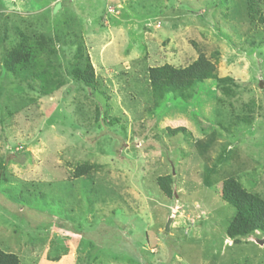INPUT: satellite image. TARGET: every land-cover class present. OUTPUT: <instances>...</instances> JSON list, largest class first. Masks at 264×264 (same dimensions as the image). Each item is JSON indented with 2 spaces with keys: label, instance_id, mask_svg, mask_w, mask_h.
<instances>
[{
  "label": "rangeland",
  "instance_id": "1",
  "mask_svg": "<svg viewBox=\"0 0 264 264\" xmlns=\"http://www.w3.org/2000/svg\"><path fill=\"white\" fill-rule=\"evenodd\" d=\"M258 8L250 19L245 0H0V250L20 264H264L263 234L225 235L235 209L220 197L235 178L264 201ZM19 32L54 41L58 90L4 70ZM81 45L94 86L68 74ZM201 54L233 83L154 107L148 69ZM169 177L170 197L158 184Z\"/></svg>",
  "mask_w": 264,
  "mask_h": 264
},
{
  "label": "trees",
  "instance_id": "2",
  "mask_svg": "<svg viewBox=\"0 0 264 264\" xmlns=\"http://www.w3.org/2000/svg\"><path fill=\"white\" fill-rule=\"evenodd\" d=\"M245 3L246 13L250 19L257 14L259 6H264V0H245ZM31 34L26 35L19 32L20 41L2 58L3 68L17 77L20 83L28 84L39 81L40 94L48 95L63 85L60 78L52 80V76L48 77L52 74L48 71L52 66L48 58L52 55L51 53H55L54 47L51 46L54 41L42 34ZM81 50H84L83 45L77 49L75 61L68 74L74 81L94 86L93 66L89 56L83 54ZM40 57L46 59L42 60ZM147 78L154 107H158L167 95H172L175 99L187 100L199 84L207 81H215L220 87L233 83L230 77L218 78L214 65L202 54L185 68H176L169 64L151 67L147 71ZM179 131H184V129L178 128L168 132L174 135ZM4 169L5 167L0 165V171ZM92 169L91 165H80L76 167L73 176L78 178L90 175L89 172ZM159 182L166 196H172L171 177L159 179ZM220 197L235 209V214L225 231L229 239L234 243H239L241 238L248 237L254 232H260L264 236V201L261 198L248 193L235 178L223 181ZM0 264H20V261L17 255L0 250Z\"/></svg>",
  "mask_w": 264,
  "mask_h": 264
},
{
  "label": "water",
  "instance_id": "3",
  "mask_svg": "<svg viewBox=\"0 0 264 264\" xmlns=\"http://www.w3.org/2000/svg\"><path fill=\"white\" fill-rule=\"evenodd\" d=\"M170 225H171V218H169V219L167 220V222H166V226H165V230H166V231H169ZM263 243H264V242L262 241V242L260 243V245H262Z\"/></svg>",
  "mask_w": 264,
  "mask_h": 264
}]
</instances>
